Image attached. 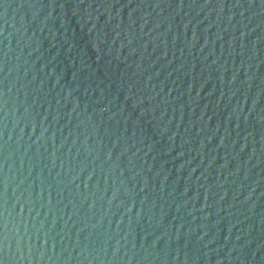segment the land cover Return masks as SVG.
I'll use <instances>...</instances> for the list:
<instances>
[{"label":"water","instance_id":"95a60500","mask_svg":"<svg viewBox=\"0 0 264 264\" xmlns=\"http://www.w3.org/2000/svg\"><path fill=\"white\" fill-rule=\"evenodd\" d=\"M0 264H264V0H0Z\"/></svg>","mask_w":264,"mask_h":264}]
</instances>
